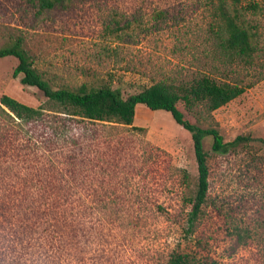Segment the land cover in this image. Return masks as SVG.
Masks as SVG:
<instances>
[{
	"label": "rangeland",
	"instance_id": "374dc122",
	"mask_svg": "<svg viewBox=\"0 0 264 264\" xmlns=\"http://www.w3.org/2000/svg\"><path fill=\"white\" fill-rule=\"evenodd\" d=\"M242 5L250 64L223 55L213 0H72L43 12L0 0V46L22 36L53 88L111 83L127 96L205 75L248 86L211 113L185 110L227 141L248 138L225 153L205 138L210 186L190 229L198 164L171 112L139 105L131 125L73 116L14 75L16 57L0 58V97L43 108L30 123L0 111V264H168L174 252L264 264V0Z\"/></svg>",
	"mask_w": 264,
	"mask_h": 264
},
{
	"label": "trees",
	"instance_id": "16d2710c",
	"mask_svg": "<svg viewBox=\"0 0 264 264\" xmlns=\"http://www.w3.org/2000/svg\"><path fill=\"white\" fill-rule=\"evenodd\" d=\"M71 1L29 0L37 12L67 7ZM213 3L217 15V34L223 55L231 60L239 59L250 64L257 51V46L254 42L255 34L247 24L248 6L244 7L242 0H213ZM8 56H14L19 60L14 70L15 76L23 74L22 82L24 84L41 89L50 100L65 109L70 115L91 121H109L131 125L135 121L139 105L154 111L171 112L176 122L191 133L198 164L197 187L195 194L190 198L192 205L189 217L190 229L202 211L210 186L209 153L204 147L205 138L211 137L212 149L220 153H225L231 146L248 139L238 136L234 140L227 141L217 127H202L194 123L185 113V110L194 113V108L198 104H204L207 111L211 113L244 93L247 85L227 80L220 81L205 75L193 79L186 85L159 81L127 96L123 95L120 88H114L111 83H83L77 88L67 86L53 88L34 66L24 46L22 36H13L7 43L0 46V58ZM0 111L27 123L38 120L43 115V108L27 105L8 94H3L0 97ZM242 240V234L238 233V243H241ZM168 264L211 263L208 259L200 260L191 253L174 252Z\"/></svg>",
	"mask_w": 264,
	"mask_h": 264
}]
</instances>
